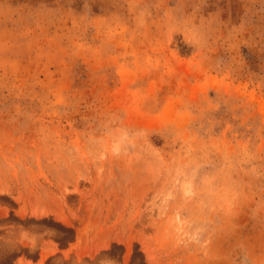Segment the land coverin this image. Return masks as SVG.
Instances as JSON below:
<instances>
[{
  "label": "rangeland",
  "instance_id": "1",
  "mask_svg": "<svg viewBox=\"0 0 264 264\" xmlns=\"http://www.w3.org/2000/svg\"><path fill=\"white\" fill-rule=\"evenodd\" d=\"M0 264H264V0H0Z\"/></svg>",
  "mask_w": 264,
  "mask_h": 264
}]
</instances>
